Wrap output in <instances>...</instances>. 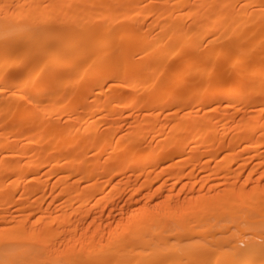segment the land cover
<instances>
[{"label":"rangeland","instance_id":"rangeland-1","mask_svg":"<svg viewBox=\"0 0 264 264\" xmlns=\"http://www.w3.org/2000/svg\"><path fill=\"white\" fill-rule=\"evenodd\" d=\"M6 1H8V6L5 4L0 5L2 6V8L0 7V15L6 14L7 18L10 15L13 16V7L17 4V0H13L15 1L14 3L10 0ZM20 1L18 0V3ZM37 1L31 0V3H28L29 5L27 4L26 6L25 4L24 6L26 7L23 6L28 13L26 12L22 21L25 20L28 24L30 22V25L32 22L34 23L33 20L40 23L39 25L36 22L37 27L36 24H32L33 28H35L34 30L38 28L37 31L32 30V25H28L31 31L27 30L28 39L35 34L34 32H39V34L37 33L33 36V42L38 41L35 39L40 40L38 41L39 46H37L38 42H36V45L31 42V45L35 47L32 52L35 53H32V57L30 56L24 67H21L23 69L26 68V72L29 69L30 71L34 69L32 70L34 71L32 74L33 80L35 78L37 80L36 76L42 74L41 77L38 76L40 82L38 80V82L36 81L32 84L34 87L35 85L38 87L34 88L37 93L38 90L39 93L41 90V95L38 94L42 97L37 98L36 102H33L32 98H28L29 95L24 93V91L12 90L9 86V88L7 87L8 90H4L2 95L0 92V161H2V164L0 163V229L19 222L16 230L7 231L10 234L15 233V236L8 234V238H6L9 240L11 237L12 241L14 239L20 241L23 235H28L29 240H25L29 244L24 242V245H37L44 257L46 253L48 256L52 250L54 255L51 253L50 256H54L62 264H83L84 261H87L85 259L89 257L90 252L92 253L91 255L96 252L94 250L97 247V249H100L97 252L103 251V248L105 251L108 249L107 247L113 250H111L112 252L109 251L108 254V251H103L102 253H106L103 256L98 254L97 258H94L95 261H91L92 263L90 264H120L121 262H124V264H217L218 260H227L230 257L229 255H232L235 250L242 251L243 256H240L233 264H264V256L262 259H254L255 261L249 263V254H247L248 246L259 245L264 247V179H262L264 177V10L262 11L263 13L260 12L263 17L260 16L261 19L258 17L260 14L257 15L258 18H255L254 21L246 20L249 15L245 16L248 10L249 12L255 10L250 11V8L254 7L255 3L256 7L258 3L262 4L264 0H258V3L257 0H250L253 5L250 2L251 4H249L250 7L248 6V8L243 5V0H239L240 4L238 0H231V3L229 2L230 0H225V2L221 0V4H219L218 0H208V3L212 1L210 4H203L201 0H182L178 4L172 3V10L169 0H166L167 2L164 0H137L136 2L143 3L137 8H134L135 6L130 3L129 6L125 7V10L120 6L122 0L120 2L119 0H114L115 2L112 0L116 7L115 5L113 6V3L111 4V0L108 3L107 0H92L94 3L89 1L90 3L88 4L85 3L86 0H74L77 2L75 4L73 0L68 3H65L64 0H45L47 3L44 1L46 4H43V6H47L43 7L40 5L41 11L36 13L35 8H38L39 5ZM62 1H64V4H61ZM163 1L164 3L166 2L167 6ZM198 2L199 5L197 4ZM195 3L198 7H196ZM226 3L232 4L230 7L234 6V9H230L229 4ZM51 4L53 6H50ZM179 4H182L184 9L188 6L187 8L190 11H182V7H179ZM205 4L206 8L204 7ZM218 4L219 6H217ZM12 5L14 6L11 7ZM80 5L86 7L83 8ZM212 5L213 7L211 8ZM3 6L5 8L10 6L8 9L13 11H6L8 9H4V11ZM28 6L30 7L28 8ZM90 6L92 7L90 8ZM192 6L194 7L192 8ZM164 7L167 8L164 9ZM221 7H225L235 13L233 12L234 14L230 15L231 17L228 16L225 19L226 21L211 23L210 20L216 14L215 11H219ZM242 7L246 8L242 10ZM103 8L106 9L103 10ZM218 8L220 9L218 10ZM240 8L241 10H239ZM91 9L94 11L91 12ZM151 9L156 12L154 17L150 15ZM156 9H159L158 12ZM161 9H164L166 14L168 12V15L163 13L166 15L165 19L163 16L158 19ZM177 9L180 10V14L183 17L181 15L177 17L179 18L177 20L174 18L175 22L182 21V23H179L184 25L183 28L185 29L183 32H186L185 36L188 35L187 32L189 31L188 36L192 40H196L195 43L197 44L194 46L182 47V44L186 45L183 41L175 42V45L173 43L170 44L171 42L166 43L170 33H177V29L173 30L175 27H166L167 20L172 19L173 16H176L173 14L179 12ZM256 9L258 8L256 7ZM169 10L177 12H174L171 17ZM236 10L242 14L239 12L237 14ZM61 11H64L63 16ZM78 11L81 13H78ZM109 11H112V13ZM123 11H126L128 15L132 13L137 18H133L132 21L131 19L128 20L130 15H126ZM207 11L212 13H209L212 15L211 17ZM3 12L6 13L4 14ZM30 14L32 19L29 18L31 17ZM37 14L45 16L44 21L52 20V25L49 24L51 23L50 21L45 23L37 18ZM247 14L250 13L247 12ZM86 15L87 17L91 15L89 16L90 18L88 17L90 20L85 18ZM125 15L126 17H124ZM239 15L244 17L240 22H237ZM57 16L59 19L62 16V19L58 23L60 26L56 27ZM53 17H56V20ZM64 17L66 20L69 18L68 21H71L64 23L67 22L64 21ZM0 18L3 21V16ZM82 21H85V23L81 24ZM198 21L206 23H199ZM197 22L198 24L196 25ZM61 23H64V25L61 26ZM71 23H76L74 27L79 26L80 30L76 32L75 29H72L73 25ZM163 24L166 27V31H161ZM100 25L101 27L104 25L106 28H110V31L108 28L109 33L104 34L108 35L107 38L99 34ZM195 25L196 27L202 26L201 29L197 27V31L200 30L198 31L199 33H204L199 34ZM134 26L136 30H134ZM204 26L206 31L202 30ZM255 27H259V29ZM146 29H148V33ZM210 29L213 30L210 31ZM215 29H217V32ZM65 30H67L68 35H65ZM132 30L135 31V34ZM85 31H92V34L84 35ZM149 32L152 33V36L156 34L153 37H156V39L153 40L158 41L157 44L160 45H158L160 47L158 48L168 52H163L164 58L161 55L159 58L154 59L150 56L151 54L145 53L142 55V51H139L142 47L143 49L149 48L148 44L150 46L153 43ZM211 32L214 34L212 38L210 37ZM142 33L144 38V35H146L145 39L148 38L149 43L146 44L147 46L144 44L147 41L141 37ZM50 34H55L53 39L49 38ZM238 35L240 36L239 40ZM102 36L107 39L110 46L107 44L100 49L93 47L95 42ZM236 36L237 38H235ZM189 37L187 38L189 39ZM215 37H217L216 40ZM47 38L49 39L47 40ZM74 38L76 39L74 43L69 47L64 46L66 39L73 41ZM12 39L13 41H11ZM12 39L7 40V44L10 45L9 42H11V46H7L5 41L1 42V58L12 53L17 44L21 43L19 42L20 40L17 41L18 39ZM43 40L44 45L42 46L40 43ZM22 42L24 41L22 40ZM228 42L232 46H228L230 44ZM3 43H5V46ZM47 43L48 45H46ZM173 45L177 49L180 47V50L174 49ZM10 47L13 51H8ZM169 47L172 48L170 49ZM238 48L242 50L241 53L238 52L239 54H237ZM74 51H78V57L75 59L73 56ZM175 51H179L180 55L169 59V54ZM121 53L125 54L124 60H122L123 56H120ZM194 53H198L197 56ZM204 53L207 54L208 58L211 56V59L209 58L208 60ZM139 54L142 56H139ZM193 54L194 56H192ZM42 55L46 57L45 59L48 62H51L48 55L60 58L65 57L72 65L56 66L54 69L51 67L52 69L49 68V70L53 72L50 73L52 76L56 75V77H52L51 74L49 75L45 72L47 77L42 79L44 76L42 71L46 69V67L42 69L43 67L40 66L43 64H41L43 58L41 60L39 58ZM218 55V58H214ZM191 56L196 57V59H190ZM95 57H97V62L92 67L90 61L92 62L91 59ZM203 58L206 59L203 60ZM38 59L41 62H38ZM138 59L141 61L138 62V65H135L134 60ZM43 62L46 64L45 60ZM183 62L189 65L187 64L188 66H186L188 69L184 67L186 71L184 70L180 78L176 74L178 65H183ZM190 62L193 63L191 64ZM239 62L240 64L237 65ZM78 63L80 64L78 65ZM33 64L38 66H33ZM145 65L146 67H143ZM239 65L240 67H238ZM21 67L17 68L22 69ZM36 67L37 69H35ZM91 67L96 71H94L96 74L92 75L94 78L87 77V75L85 77V73ZM253 68H258L260 72H263L256 78L255 76L251 77ZM147 69L152 70V72L150 70L147 72ZM141 70L143 71L142 74H140ZM193 71L194 74L192 73ZM26 72L23 74L24 76ZM113 72L116 73L114 74ZM143 73L145 74L143 75ZM50 76L53 82L50 81ZM119 76L121 79H117L120 78ZM124 76L129 80L127 81ZM132 76L134 78L136 76L139 78L140 76L139 81L135 83L132 81L135 85L130 82ZM234 76H242L239 81L235 80L236 84H234ZM113 77L117 80H113ZM259 78L261 80L263 78V81ZM7 80L6 82H8ZM100 80L105 82L102 83L101 81L102 84L98 83ZM3 81L5 82V80ZM56 81L57 84L55 83ZM51 82L53 86H51ZM127 84H129V87ZM44 85L47 86V89ZM90 87H93V90ZM235 87L236 90L224 94L214 91L220 88V90H232ZM87 89H90L91 93H86ZM4 93L5 95H3ZM132 94L136 95L135 98L137 97L134 104L130 100L131 97H134V95L131 96ZM2 96L5 97L3 98ZM19 98L20 100H18ZM207 98L211 99L207 100ZM32 105L36 107L33 108ZM30 108L32 110H29ZM50 109L52 110L50 111ZM45 113L50 114L45 115ZM14 124L16 125L14 126ZM78 125L79 127L76 128ZM71 126L74 127L73 131ZM85 126L87 128H84ZM199 127L201 132L208 131L209 142L201 143L202 135L199 133L198 136L200 138L196 139H199L201 144L196 140L197 143L195 145L192 142L190 143V140L194 130L199 129ZM30 129L34 130V132H30ZM42 131L44 134L41 133ZM30 136L33 138V142H31ZM116 138L121 142H118L120 144L118 147L115 144ZM245 141L257 142L259 147L255 149L252 145L246 144ZM54 145L57 147L55 151L51 150ZM74 145L75 147H73ZM123 145H125V148H123ZM93 146L94 148H92ZM32 147L35 148L34 155L32 154ZM18 149L21 152L17 153ZM71 149H73V153ZM93 149L95 150L93 151ZM147 150H153L152 153H156L153 154L156 155V162L142 165L140 163L141 156L150 152ZM36 153L38 155L35 158ZM31 156L33 157L32 159L35 158L36 164L29 166L26 172L21 174L20 171L25 168L24 166L31 159ZM66 156H69V158L67 159ZM74 156L81 158L76 159ZM80 159H82V162H80ZM57 160H62L60 166L64 164L66 166L54 168L53 163ZM73 161L79 162V165L73 164ZM39 162L41 164H38ZM69 162L73 165L70 166ZM134 162H136V166L139 163L137 168L134 167ZM42 164H44V167ZM94 164L97 166L94 167ZM58 179L60 181L64 180L65 184L63 187ZM11 181H14L13 183L15 184L12 185ZM26 184L27 186H25ZM9 186L12 187L10 188ZM60 186L61 188H59ZM75 191L78 193L75 194ZM94 193L96 194L94 195ZM90 202H94V204L92 203L91 206L89 205ZM57 217H59L60 221L56 219ZM139 223L140 225H138ZM136 225L139 228H135ZM133 227L138 232L140 231V234L138 233L136 237L130 235V232L132 234L134 230ZM5 230H0L2 232H0V242L3 240ZM147 230L148 232H153L154 230V232L152 235L151 233L147 235ZM115 233L116 235H114ZM153 234L155 235L153 236ZM142 239H145L144 242ZM139 246L143 248V254L140 257L141 260H135L129 250ZM165 247L169 249L165 250ZM178 248L179 250L177 251L176 249ZM225 249L228 250L225 251ZM119 254L124 255L122 258L124 261L118 257ZM151 254L155 255V259H152L153 256ZM125 255H127V258ZM151 259L152 261L150 262ZM206 259L208 263H205Z\"/></svg>","mask_w":264,"mask_h":264},{"label":"bare ground","instance_id":"bare-ground-1","mask_svg":"<svg viewBox=\"0 0 264 264\" xmlns=\"http://www.w3.org/2000/svg\"><path fill=\"white\" fill-rule=\"evenodd\" d=\"M10 1H13V0H10ZM16 1V0H15ZM15 1H13V3L15 2ZM31 1V0H30ZM29 0H21L19 3H18V0H17V4H15V6L14 5H12L11 7H13V9H14V11L12 10V9H8V8H5L4 6V8H3V10L4 9H8V10H6V11H8V12H12L13 11V13L14 14H12L13 16H11L10 15V17H7L6 18V12L4 13L5 15H0V17L1 16H3V21H1L2 19L0 18V44L2 45V43L1 42H3V41H5L6 42V44L8 43V39L10 40V39H12V38H14V40H17V41H19V42H21L20 44H17V46H16V48H14L15 50L13 51L12 50V48L10 47V49L8 48V51L9 50H11V51H13L12 53H10L9 55H5L4 56V58H1L0 57V92H1V95H2V93L4 92V90H8L7 89V87L9 86L10 87V89H12V90H17V91H19V90H21V92L22 91H24V93H26V94H28L29 96H28V98H32V100H33V102L35 101L36 102V100H37V98H40V97H42V96H40L41 94V90H40V93H39V90H38V93L40 94H38L37 93V91L34 89L35 87H37L36 85H35V87L32 85L34 82H38V76H36L37 75V73H36V77H37V80H36V78H35V80H33L34 79V77H32V74L34 73V71H32V70H34V69H32L31 71H30V69H29V71H25V69L26 68H22L21 66H23L24 67V64H25V62H27L28 60H29V58H30V56H31V54L33 53H35V52H32L34 49H35V47L33 46V45H36L37 43L36 42H38V41H40L39 39H35V40H38V41H34L33 42V36L34 35H36L37 33L39 34V32H34V31H37V29L36 30H34L35 28H33V25H35L36 24V27H37V21H35V20H33L34 21V23L32 22V30H34V31H32V32H34L35 34H33V36H29L30 38L28 39V31L30 30L31 31V29L28 27V25H30V22H29V24H28V22H26L25 20L24 21H22L25 17V15H26V12L28 13V11H25L26 9H24V7H26L27 6V4L30 2ZM36 1V0H35ZM45 0H43V1H37V4H39L38 5V8L36 7L35 8V10H36V13H40V11H41V8H39V6L40 5H42L43 6V4H46L47 3V1H45ZM51 1V0H50ZM57 1H59V0H57ZM61 1V0H60ZM65 1V3L67 2H69V1H71L72 2V0H64ZM64 1H62L61 2V4L64 2ZM74 1V0H73ZM83 1H85V0H83ZM82 1V2H83ZM88 1V2H87ZM89 1H92V0H86V2L85 3H90ZM94 1V0H93ZM92 1V3H94ZM108 1L109 0H107V3H108ZM114 1V0H113ZM134 2V0H122V2L120 3V6H121V8H123L124 10H125V7H127V6H129L130 5V3H132V5H134L135 7L134 8H137V7H139V5H141L143 2H141V4H140V2L138 1V2H136L137 0H135V2ZM164 1H166V0H164ZM164 1H163V3H164ZM182 0H169V2H171L170 4H171V10H172V3H176V4H178V3H180ZM197 1V0H196ZM201 1H203V4L204 3H208V0H201ZM200 1V3H202ZM216 1V0H215ZM219 1V4H221V0H218ZM252 1V0H251ZM250 0H243L242 2H243V5L244 6H246L247 8H248V6L250 7V5L249 4H251L252 3V5H253V2H251ZM256 1V0H255ZM261 1H263V0H261ZM260 1V2H261ZM75 2L76 1H74V4H75ZM79 2H81V1H79ZM99 2V1H98ZM110 2V1H109ZM115 2V1H114ZM114 2H112V0H111V4L113 3V6L115 5L114 4ZM119 2H120V0H119ZM147 2V1H146ZM150 2V1H149ZM162 2V1H161ZM167 2V1H166ZM165 2V3H166ZM212 2V1H211ZM211 2H209L208 4H210ZM224 2H225V0H224ZM230 3H231V0L229 1ZM240 1L238 0V3H239ZM251 2V3H250ZM259 1L257 0V3H258ZM13 3H11V4H13ZM31 3V2H30ZM35 3V2H34ZM34 3H32V4H34ZM54 3V2H53ZM52 3V4H53ZM56 3V2H55ZM77 3V2H76ZM84 3V2H83ZM84 3V4H85ZM105 3V2H104ZM106 3V4H107ZM164 3V4H165ZM191 3V2H190ZM194 3V2H193ZM192 3V4H193ZM217 3V2H216ZM3 4H5V5H7L8 4V1H6V0H1L0 1V5H3ZM26 4V6H24ZM31 4V6H33ZM50 5V6H53V5ZM60 4V3H59ZM64 4V3H63ZM81 4V3H80ZM86 4V5H87ZM96 4V3H95ZM117 4V3H116ZM119 4V3H118ZM128 4V5H127ZM168 4V3H167ZM176 4H174V5H176ZM198 5H199V2L197 3ZM206 4L204 5V7L206 8ZM213 4V3H212ZM219 4L217 5V6H219ZM226 4H229V3H226ZM240 4V3H239ZM256 4V3H255ZM255 4H254V7H255ZM259 4L260 3H258V6H259ZM29 5V4H28ZM35 5V4H34ZM67 5V4H66ZM72 5H73V3H72ZM72 5H70V6H72ZM79 5V4H78ZM99 5V4H98ZM97 5V6H98ZM131 5V6H132ZM166 5V4H165ZM180 6L179 7H182L181 8V10L182 11H185V12H188V11H190V10H188V6L187 7H185V9L183 8L184 6L182 5V4H179ZM195 5H196V3H195ZM198 5H196V7H198ZM216 5V4H215ZM230 5H232V4H229V8L231 9V8H233V7H230ZM238 5V4H237ZM251 5V6H252ZM8 6V5H7ZM24 6V7H23ZM45 6H47V5H45ZM45 6H43V7H45ZM60 6V5H59ZM64 6V5H63ZM80 6H82L83 7V5H80ZM88 6V5H87ZM100 6H102V5H100ZM104 6H106L105 4H104ZM167 6V5H166ZM169 6V5H168ZM216 6V7H217ZM222 6H224V5H222ZM258 6H256L258 9H256V7L254 8L253 6V8L251 7L250 8V11L251 10H253V9H255V10H253V11H251V12H249V10L247 11L248 13H250V14H247V12H246V15L245 16H247V15H249V17H248V19L246 18V20H250V21H254L255 20V18H260L261 19V17H262V15L260 14V12L261 13H263L262 11L264 10V1H263V3L262 4H260V6L258 7ZM1 8H2V6H0ZM30 6H28V8H29ZM43 7H42V9H43ZM78 7V6H77ZM84 7H86V6H84ZM83 7V8H84ZM92 6H90V8H91ZM93 7H96V6H93ZM115 7H116V5H115ZM163 7V6H162ZM177 7V6H176ZM175 7V8H176ZM194 6H192V8H193ZM213 7V5L211 6V8ZM239 7V6H238ZM246 7H244V8H246ZM49 8H52V7H49ZM48 8V10L50 11V9ZM61 8V7H60ZM72 8H74V7H72ZM97 8V7H96ZM118 8V7H117ZM165 8H167V7H164V9ZM202 8H203V5H202ZM204 8V9H205ZM210 8V9H211ZM236 8V7H235ZM244 8L242 7V10H244ZM79 9V8H78ZM82 9V8H81ZM94 9V8H93ZM101 9V8H100ZM106 9V8H105ZM104 8H103V10H105ZM112 9V8H111ZM142 9V8H141ZM160 10V15H159V17H158V19L160 18V16H163V18L165 19L166 18V15H168V12H167V14L166 13H164L165 12V10ZM178 9H180V8H178ZM177 9V10H178ZM184 9V10H183ZM195 9V8H194ZM203 9V10H204ZM217 9V8H216ZM220 8H218V10H219ZM234 9V8H233ZM2 10V9H1ZM2 10V11H3ZM10 10V11H9ZM31 10H33V9H31ZM46 10V9H45ZM52 10V9H51ZM63 10V9H62ZM86 10V9H85ZM108 10H110V8H108ZM114 11H115V9H113ZM122 10V9H121ZM158 10L159 9H156V11L158 12ZM171 10H169L170 11V15H171V17H172V14L174 13V12H177V11H175V10H173L174 12H171ZM188 10V11H187ZM198 10V9H197ZM206 10V9H205ZM211 10H213V9H211ZM215 10V9H214ZM239 10H241V8L239 9ZM1 11V12H2ZM5 11V10H4ZM34 11V10H33ZM44 11V10H43ZM53 11V10H52ZM76 11V10H75ZM82 11V10H81ZM94 11V10H93ZM92 11V9H91V12H93ZM95 11H97V9H95ZM99 11V10H98ZM113 11V12H114ZM119 11V10H118ZM117 11V12H118ZM136 11H138V10H136ZM179 12L177 13V14H173V15H176V16H173L172 17V19L170 18V20H167L168 21V23L166 24V27H171V28H173V27H175V28H173V30L175 29H177V33L176 34H173V33H170L169 35V37L167 38V41H166V43H170V44H174L175 45V42H179V41H183V42H185L186 43V45H184V44H182L181 46L182 47H189V46H194L195 44H197V43H195V41L194 40H192V38L191 37H189L188 35H189V31L187 32L188 33V35L187 36H185V33L186 32H183L184 31V29L185 28H183L184 27V25H182V24H180V23H182V21H176L175 22V19L174 18H176V20L177 19H179V18H177V17H180L182 14H180V10H178ZM181 11V12H182ZM199 11V10H198ZM245 11H246V9H245ZM245 11H244V13H245ZM46 12V11H45ZM51 12V11H50ZM61 12H63V14H62V16L64 15V11H61ZM103 12V11H102ZM109 12H111L112 13V11H109ZM108 12V13H109ZM121 12V11H120ZM123 12H125L126 13V15H128V13L126 12V11H123ZM153 12V13H152ZM202 12V11H201ZM234 12V11H233ZM231 10H229V9H227V8H225V7H221V9L219 10V11H215V15H213V17L211 18V20H210V22L211 23H214V22H216V21H222V20H225L228 16H230V15H233L234 13H233ZM236 12H237V14H238V12L239 13H241L240 11H238V10H236ZM78 13H81V12H79L78 11ZM98 13V12H97ZM105 13H107V12H105ZM125 13H123V14H125ZM140 13V12H139ZM143 13V12H142ZM141 13V15H143V14H145V13H143L142 14ZM154 13H156V12H154V11H152V9H151V14L150 15H152L153 17H154ZM166 14V15H164V14ZM184 15H185V13L184 12H182ZM196 13V12H195ZM194 13V14H195ZM198 13V12H197ZM207 13L209 14V13H211V12H208L207 11ZM207 13H206V15H207ZM2 14V13H1ZM8 14V13H7ZM53 14H54V12H53ZM89 14H90V12H89ZM100 14V13H99ZM137 14V13H136ZM190 14V13H189ZM212 14V13H211ZM211 14H209L210 15V17L212 16ZM214 14V13H213ZM242 14V13H241ZM240 14V15H241ZM258 14H260L258 17H257V15ZM29 15V14H28ZM32 15H33V13H32ZM36 15V14H35ZM38 15V17L37 16H35V17H37V18H39V19H41L42 21H44V17L45 16H42V15H40V14H37ZM40 15V16H39ZM47 15V14H46ZM67 15V14H66ZM73 15V14H72ZM71 15V16H72ZM94 15V14H93ZM92 15V16H93ZM105 15V14H104ZM108 15V14H107ZM106 15V16H107ZM126 15L124 16V17H126ZM130 15V16H129ZM129 19L128 20H130L131 19V21L133 20V18L134 19H136L137 17H136V15H132V13H129ZM157 15V14H156ZM193 15V14H192ZM200 15H202V14H200ZM208 15V16H209ZM239 15V18H238V20H237V22H240L241 20H242V18L244 17V16H240ZM263 15H264V13H263ZM30 16H31V14H30ZM56 16V15H55ZM62 16H61V18L59 19L58 18V16H57V20H58V22H57V24H55L56 25V27L57 26H60V24L58 25V23H60L59 22V20H61L62 19ZM84 16V15H83ZM82 16V17H83ZM89 16H91V15H88V17ZM109 16V15H108ZM140 16V15H139ZM204 16H205V14H204ZM261 16V17H260ZM22 17V19H20L19 20V18H21ZM24 17V18H23ZM29 17V16H28ZM27 17V18H28ZM87 17V15L85 16V18H87V19H89ZM105 17V16H104ZM123 17V16H122ZM169 17V16H168ZM182 17H183V15H182ZM189 17V19H190V15L188 16ZM188 17H187V19H188ZM201 17V16H200ZM203 17V16H202ZM231 17V16H230ZM233 17V16H232ZM30 19H32V16L31 17H29ZM37 18H36V20H37ZM49 18V17H48ZM55 18V19H54ZM67 18V17H66ZM73 18V17H72ZM85 18H84V20H85ZM94 18V17H93ZM128 18V17H127ZM156 18H157V16H156ZM163 18H162V20H163ZM184 18H186L185 16H184ZM184 18H182V19H184ZM194 18V17H193ZM206 18V17H205ZM263 18V17H262ZM38 19V20H39ZM51 19V18H50ZM53 19L54 20H56V17H53ZM83 19V18H82ZM103 19V18H102ZM109 19H110V17H109ZM186 19V20H187ZM192 19V18H191ZM207 19V18H206ZM28 20V19H27ZM46 20V19H45ZM68 20H69V18H68ZM68 20H66L65 19V17H64V21H67V22H64V23H68V22H70V21H68ZM90 20V19H89ZM88 20V21H89ZM141 20V19H140ZM156 20V19H155ZM161 20V19H160ZM159 20V21H160ZM180 20H181V18H180ZM197 20V19H196ZM199 20V19H198ZM257 20V19H256ZM264 20V19H263ZM30 21H32V20H30ZM47 21V22H46ZM46 21H44L45 23H48V21H50L51 23H49V24H51L52 25V20H46ZM73 21H74V19H73ZM131 21H129L130 23H131ZM157 21V20H156ZM190 21V20H189ZM203 21V20H202ZM202 21H200V22H202ZM226 21V20H225ZM37 22V23H36ZM41 22V21H40ZM56 22V21H55ZM63 22V21H62ZM103 22V21H102ZM134 22V21H133ZM163 22V21H162ZM162 22H160V23H162ZM165 22V21H164ZM199 22V21H198ZM198 22L196 23V25L198 24ZM199 22V23H200ZM244 22V21H243ZM259 22H260V20H259ZM261 22H263V21H261ZM64 23H61V26H63L64 25ZM83 23H85V21H82V23L81 24H83ZM186 23V22H185ZM202 23H204V22H202ZM206 23V22H205ZM204 23V24H205ZM231 23V22H230ZM245 23H246V21H245ZM257 23V22H256ZM39 25H40V23H38ZM73 26V28L72 29H75L76 30V32H78V30H80V27L78 26V27H74L75 26V24L76 23H71ZM78 24V23H77ZM128 24V23H127ZM132 24V23H131ZM165 24V23H164ZM163 24V26L161 27V31L162 30H165V25ZM30 25V26H31ZM38 25V26H39ZM43 25V24H42ZM80 25V24H79ZM132 25H134V24H132ZM161 25V24H160ZM159 25V26H160ZM196 25H195V27H196ZM200 25V24H199ZM209 25V24H208ZM224 25V24H223ZM254 25V24H253ZM264 25V24H263ZM44 26H46V24H44ZM49 26V25H48ZM48 26H47V28H48ZM104 25H102V27H101V25H100V27H101V30H99L100 32H99V34L100 35H104V34H106V33H109L108 32V28L109 27H103ZM185 26H186V24H185ZM207 26V25H206ZM210 26V25H209ZM212 26V25H211ZM250 26V25H249ZM28 27V28H27ZM43 27V26H42ZM51 27V26H50ZM66 27V26H65ZM123 27V26H122ZM192 27V26H191ZM197 27H199V26H197ZM197 27H196V31H197ZM202 27V26H201ZM201 27H199L200 29H201ZM208 27V26H207ZM206 27V28H207ZM251 27V26H250ZM253 27V26H252ZM41 28V27H40ZM120 28V27H119ZM134 28H135V26H134ZM144 28V27H143ZM155 28H156V26H155ZM255 28H257V29H259V27H255ZM29 29V30H28ZM44 29V28H43ZM43 29H41V30H43ZM51 29V28H50ZM63 29V28H62ZM98 29H100V28H98ZM139 29V28H138ZM157 29H158V27H157ZM188 29V28H187ZM186 29V30H187ZM193 29H194V27H193ZM205 30V26H204V28H202V30ZM219 29V28H218ZM253 29V28H252ZM256 29V30H257ZM28 30V31H27ZM59 30V29H58ZM75 30H73V31H75ZM95 30H97V29H95ZM134 30H136V28L134 29ZM134 30H132L133 31V33L135 32ZM172 30V31H173ZM189 30V29H188ZM201 30V31H202ZM203 30V31H204ZM213 29H210V31H212ZM216 30V32H217V29H215ZM250 30V29H249ZM40 31V30H39ZM82 31V30H81ZM109 31H110V28H109ZM121 31V30H120ZM146 31H147V33H148V29H146ZM158 31V30H157ZM166 31V30H165ZM190 31H193V30H190ZM198 31H200V30H198ZM197 31V32H198ZM202 31V32H203ZM206 31V30H205ZM60 32V31H59ZM80 32V31H79ZM143 32V31H142ZM150 32H152V31H150ZM149 32V33H150ZM173 32H175V31H173ZM254 32V31H253ZM264 32V31H263ZM30 33V32H29ZM61 33V32H60ZM64 33H65V35H68V33H67V30H65L64 31ZM67 33V34H66ZM144 34H146L145 32H143ZM143 33L141 34V37L142 38H144L143 37ZM156 33H158V32H156ZM165 33V32H164ZM199 33V32H198ZM204 33V32H203ZM203 33H199V34H203ZM212 33V32H211ZM215 33V32H214ZM226 33V32H225ZM63 34V33H62ZM84 35H86V34H92V31L90 32V31H85L84 33H83ZM135 34V33H134ZM136 34H137V32H136ZM152 33H150V38L152 39V41H153V43L152 42H150V43H152L150 46H149V44H148V47L149 48H146V49H143V47H142V49L141 50H139L140 52H141V54L143 55V54H145V53H149V55L152 57V58H154V59H156V58H159L162 54H164V53H166V52H164L162 49H159L160 47V45L159 44H157V42L158 41H154L153 39H156V37L155 38H153L154 36H156V34L155 35H151ZM159 34V33H158ZM167 34V33H166ZM199 34H195V35H199ZM213 34V33H212ZM211 34V38L214 36V34L212 35ZM31 35V34H30ZM49 35V34H48ZM59 35V34H58ZM80 35V34H79ZM191 35V34H190ZM194 35V36H195ZM209 35V34H208ZM217 35V34H216ZM218 35H219V33H218ZM41 36H42V34H41ZM54 36H55V34L54 35H51L50 34V37L49 38H51V39H53L54 38ZM70 36V35H69ZM106 38L108 37V35H104ZM104 36H102L101 38H97L98 39V41L97 42H95V45L93 46V47H98V49H100V48H103V47H105L107 44H108V42H107V39H105L104 38ZM145 36V38H146V35H144ZM149 36H147V37H149ZM235 36V35H234ZM239 36V35H238ZM47 37V36H46ZM80 37V36H79ZM187 37H189V39L187 38ZM198 37H200V36H198ZM207 37V36H206ZM210 37H209V39H210ZM220 37V36H219ZM25 38V39H24ZM40 38H42V37H40ZM44 38V37H43ZM42 38V39H43ZM49 38H47V40L49 39ZM66 38H68V37H66ZM121 38V37H120ZM144 38V40H146L147 42L146 43H144L145 45L147 44V43H149L148 42V38L147 39H145ZM216 38L217 37H215V40H216ZM235 38H237V36L235 37ZM245 38V37H244ZM243 38V39H244ZM81 39V38H80ZM191 39V40H190ZM225 39V38H224ZM240 39V36L238 37V40ZM22 40L24 41V42H22ZM32 40V41H31ZM67 41H66V43L64 44V46L65 47H69L72 43H74V41L76 40L75 38H74V40L73 41H71V40H69V39H66ZM164 40V39H163ZM163 40H162V43H163ZM166 40V39H165ZM235 40H237V39H235ZM234 40V41H235ZM11 41H13V39L11 40ZM65 41V40H64ZM151 41V40H150ZM203 41V40H202ZM211 41V40H210ZM210 41H209V43H210ZM31 42H33V45H31L32 43ZM236 42V41H235ZM234 42V43H235ZM10 43V45L9 44H7V46L9 45V46H11L12 44H11V42H9ZM181 43V42H180ZM209 43H207V44H209ZM220 43V42H219ZM228 43H230V42H228ZM236 43H238V42H236ZM42 46L44 45V40L43 41H41V43H40ZM94 44V43H93ZM245 44H247V43H245ZM3 45L5 46V43H3ZM46 45H48V43L46 44ZM56 45V44H55ZM109 45V44H108ZM159 45V46H158ZM174 45H173V47H174ZM231 45V43L230 44H228V46H230ZM236 45V44H235ZM249 45V44H248ZM33 46V47H32ZM37 46H39V42H38V44H37ZM54 46V45H53ZM110 46V45H109ZM143 46V45H142ZM147 46V45H146ZM146 46H144V47H146ZM178 46H179V44H178ZM201 46V45H200ZM225 46V45H224ZM232 46V45H231ZM238 46V45H237ZM159 47V48H158ZM181 47V48H182ZM235 47V46H234ZM239 47H240V45H239ZM242 47V46H241ZM34 48V49H33ZM39 48V47H38ZM170 48V47H169ZM172 48V47H171ZM170 48V49H171ZM176 47H174V49H175ZM180 48V47H179ZM177 49L176 48V50H180V49ZM192 48V47H191ZM199 48V47H198ZM230 48V47H229ZM33 49V50H32ZM98 49H97V51H98ZM195 49V48H194ZM232 49H234V48H232ZM235 49H237V47H235ZM239 49V48H238ZM246 49V48H245ZM48 50V49H47ZM124 50V49H123ZM166 50V49H165ZM200 50V49H199ZM240 50V51H239ZM238 51L237 50H235V51H237V54H239L238 52H240L241 53V49H239ZM52 51V50H51ZM57 51V50H56ZM147 51V52H146ZM169 51V50H168ZM172 51V50H171ZM206 51V50H205ZM234 51V50H233ZM46 52V51H45ZM133 52V51H132ZM164 52V53H163ZM220 52H221V50H220ZM97 53V52H96ZM138 53V52H137ZM168 53V52H167ZM234 53V52H233ZM1 54V53H0ZM32 54V55H33ZM99 54V53H98ZM141 54H139V56L141 55ZM195 54V53H194ZM194 54L192 55V56H194ZM197 54L198 53H196L195 54V56H197ZM205 54V57H207V54L206 53H204ZM211 54V53H210ZM93 55H95V54H93ZM92 55V56H93ZM100 55V54H99ZM124 55L125 54H122L121 53V55L120 56H123L122 57V60H124ZM141 55V56H142ZM178 55H180L179 54V51L177 52V51H175V52H173V53H171V54H169V56H168V58L169 59H173V58H175V57H177ZM242 55V54H241ZM49 57H50V59H51V62H48V61H46V57L45 56H41V57H39L40 58V60H41V58H43L41 61L39 60L38 62H41V64L43 63V64H45L43 61L45 60V62H46V64H45V66H43V64L42 65H40V66H42L43 68L42 69H45V67H46V69L48 70H43L42 71V73L44 72V76L42 77V79L44 78V79H46L45 77H47V76H45V72L46 73H48L49 75L53 72V71H50L49 70V68H56V66H60V67H63V66H69L71 63L69 62V61H67V59L65 58H60V57H58V56H53V55H48ZM73 56H74V59L75 58H77L78 57V51H74V54H73ZM98 56V55H97ZM133 56V55H132ZM163 56V55H162ZM190 57V59H192V60H195L196 59V57L194 58V57ZM221 56V55H220ZM32 57V56H31ZM86 57V56H85ZM84 57V58H85ZM88 57V56H87ZM100 57V56H99ZM203 57H204V55H203ZM219 57V55L218 56H215L214 58H218ZM16 58V59H15ZM97 57H95V58H93V59H91L92 60V62L90 61V63H92L91 64V66L94 64V63H96L97 61V59H96ZM111 58V57H110ZM120 59H121V57H119ZM127 58V57H126ZM151 58V59H152ZM163 58H164V56H163ZM194 58V59H193ZM208 58V57H207ZM210 59H211V56L209 57ZM209 58H208V60H209ZM86 59V58H85ZM89 59H90V56H89ZM141 59V58H140ZM140 59H138V60H134V64L135 65H138L139 63V61H141ZM189 59V58H188ZM204 59H206V58H203V60ZM246 59V58H245ZM36 60V59H35ZM87 60V59H86ZM98 60H99V58H98ZM126 60V59H125ZM191 60V61H192ZM229 60V59H228ZM236 60V59H235ZM37 61V60H36ZM35 61V62H36ZM106 61V60H105ZM121 61V60H120ZM143 61V60H142ZM30 62H32V61H30ZM82 62V61H81ZM148 62V61H147ZM146 62V63H147ZM229 62H230V60H229ZM235 62H237V61H235ZM33 63V62H32ZM31 63V64H32ZM86 63V62H85ZM112 63V62H111ZM118 63V62H117ZM122 63V62H121ZM154 63V62H153ZM157 63V62H156ZM184 64L183 65H178V70H177V74H176V76L178 75V76H180V78L182 77V73L184 72V70H185V68H187L186 66H188L185 62H183ZM191 63V62H190ZM193 63V62H192ZM191 63V64H192ZM204 63H206V61H204ZM30 64V63H29ZM77 64V63H76ZM80 63H78V65H79ZM141 64V63H140ZM181 64V63H180ZM190 64V65H191ZM238 64H240V62L239 63H237V65ZM72 65V64H71ZM114 65V64H113ZM144 65V64H143ZM33 66H38V65H35V64H33ZM32 66V67H33ZM74 66H75V64H74ZM96 66V65H95ZM115 66V65H114ZM113 66V67H114ZM16 69H15V68ZM17 67H21L22 69H20V68H17ZM77 67V66H76ZM87 67V66H86ZM93 67V66H92ZM90 68L89 69V71H87V73H85V77H86V75H87V77H93L92 75H94V74H96L95 72V70H93L94 68ZM98 67V66H97ZM143 67H146V65L145 66H143ZM185 67V68H184ZM190 67V66H189ZM206 67H207V65H206ZM238 67H240V65L238 66ZM51 68V69H52ZM158 68V67H157ZM201 68H203V67H201ZM256 68V67H255ZM35 69H37V67L35 68ZM79 69H81V68H79ZM116 69V68H115ZM140 69H143V68H140ZM146 69V68H145ZM188 69V68H187ZM207 69V68H206ZM148 70H150V69H147L146 71L148 72ZM156 70V69H155ZM262 70V69H261ZM26 72V75L24 76L23 74H25V72ZM65 71V70H64ZM95 71V72H94ZM116 71V70H115ZM151 72H152V70H150ZM186 71V70H185ZM51 72V73H50ZM66 72H67V70H66ZM106 72V71H105ZM117 72H119V71H117ZM141 73L140 74H142V70L140 71ZM206 72V71H205ZM205 72H203V73H205ZM252 74L250 75L251 77H254L255 76V78L259 75L260 76V74L263 72V71H261L260 72V69L258 70V68L257 69H252ZM61 73V72H60ZM82 73V72H81ZM84 73V72H83ZM114 73V72H113ZM116 73V72H115ZM114 73V74H115ZM193 74H194V71L192 72ZM201 73V72H200ZM250 73V72H249ZM8 74H9V78H8ZM56 74V73H55ZM54 74V75H55ZM99 74V73H98ZM134 74V73H133ZM138 74H139V72H138ZM145 73H143V75H144ZM146 74H148V73H146ZM155 74V73H154ZM198 74V73H197ZM6 75H7V78H6ZM62 75H63V73H62ZM80 75V74H79ZM104 75H106L105 73H104ZM112 75V74H111ZM121 75V74H120ZM127 75H128V73H127ZM130 75V74H129ZM135 75H137V74H135ZM150 75V74H149ZM152 75H153V73L151 74V78H152ZM248 75V74H247ZM24 76V77H23ZM42 76V74L39 76V77H41ZM51 76H52V74H51ZM50 76V78H51V80L50 81H52V77H56V75L55 76H52L51 77ZM58 77H59V75H57ZM61 76V75H60ZM77 76V75H76ZM83 76V77H84ZM97 76V75H96ZM103 76V75H102ZM117 76V75H116ZM116 76H114V77H116ZM122 76V75H121ZM202 76V75H201ZM6 78V79H4V78ZM23 77V78H22ZM26 77V78H25ZM63 77V76H62ZM65 77V76H64ZM82 77V76H81ZM113 77V78H114ZM120 77V76H119ZM125 77V76H124ZM131 77V76H130ZM137 78H138V76H136ZM135 77V78H136ZM142 77V76H141ZM146 77V76H145ZM149 77V76H148ZM147 77V78H148ZM235 77V76H234ZM242 77V76H241ZM241 77L240 76H236L233 80L235 81H239L240 79H241ZM79 78H80V76H79ZM94 78V77H93ZM126 78V77H125ZM129 78V77H128ZM134 77L132 76V80L130 81V82H137V81H139L140 80V76H139V78L137 79H133ZM194 78V77H193ZM247 78V77H246ZM254 78V79H255ZM7 79H9V80H7ZM56 79V78H55ZM59 79V78H58ZM62 79H64V78H62ZM104 79V78H103ZM111 79H112V77H111ZM117 79H121V77L120 78H117ZM116 78H114L113 80H117ZM142 79V78H141ZM143 79H145V78H143ZM198 79H199V77H198ZM260 79V78H259ZM259 79H258V81H259ZM3 80H5V82L3 81ZM6 80L8 81V82H10V83H8V82H6ZM104 80H106V79H104ZM108 80V79H107ZM124 80V79H123ZM126 80H127V78H126ZM129 80V79H128ZM127 80V81H128ZM253 80V79H252ZM261 80V79H260ZM55 81V80H54ZM66 81V80H65ZM101 81H102V83H104L103 82V80H100V82H98V83H101ZM147 81H148V83H149V80L147 79ZM150 81H151V79H150ZM236 81L234 82V84H236ZM254 81H256V80H254ZM261 81H263V78H262V80ZM39 82H40V80H39ZM53 82V81H52ZM52 82H51V86H53V84H52ZM59 82V81H58ZM126 82V81H125ZM132 82V83H133ZM145 82V81H144ZM264 82V81H263ZM56 84H57V81L55 82ZM67 83V82H66ZM94 83V82H93ZM97 83V84H98ZM101 83V84H102ZM127 83H129V82H127ZM133 83V85H135ZM246 83V82H245ZM259 83H260V81H259ZM258 83V84H259ZM39 84V83H38ZM62 84V83H61ZM130 84V83H129ZM129 84H127V86L129 85ZM261 84V83H260ZM259 84V85H260ZM40 86H42L41 84H39ZM49 85V84H48ZM96 85V84H95ZM94 85V86H95ZM100 85V84H99ZM132 85V86H133ZM50 86V85H49ZM49 86H48V88H49ZM55 86V85H54ZM91 86H93V85H91ZM103 86V85H102ZM235 86V85H234ZM258 86V85H257ZM8 87V88H9ZM44 87H46V89H47V86L46 85H44ZM58 87V86H57ZM96 87V86H95ZM99 87V86H98ZM129 87V86H128ZM258 87H260V86H258ZM38 88V87H37ZM51 88V87H50ZM56 88V87H55ZM87 88V87H86ZM97 88V87H96ZM134 88V87H133ZM43 89V88H42ZM45 89V90H46ZM57 89V88H56ZM90 89L91 90H93V87H90ZM90 89H87V91H86V93L87 92H90L91 93V91H89ZM101 89V88H100ZM221 89V88H220ZM220 89H215L214 91L215 92H217V93H222V94H224V93H229V92H232L233 90H236V87L234 88V89H232V90H220ZM11 90V91H12ZM53 90V89H52ZM52 90H51V92H52ZM58 90V89H57ZM99 90V89H98ZM201 90V89H200ZM255 90V89H254ZM10 91V90H9ZM26 91V92H25ZM49 91V90H48ZM138 91V90H137ZM198 91V90H197ZM247 91V90H246ZM8 92V91H7ZM46 92H47V90H46ZM50 92V91H49ZM61 92V91H60ZM100 92V91H99ZM6 93V92H5ZM5 93L3 94V95H5ZM93 93V92H92ZM135 93H136V91H135ZM245 93V92H244ZM25 94V95H26ZM46 94V93H45ZM49 94V93H48ZM55 95V94H54ZM134 94H132L131 96H133ZM17 97H19L18 95H16ZM16 96H14V97H16ZM44 96H46V95H44ZM47 96H49V95H47ZM50 96H51V94H50ZM49 96V97H50ZM135 96L136 95H134V97L132 98L131 97V101H133L132 103L134 104V102L136 101V99H137V97L135 98ZM1 97V96H0ZM3 98L5 97V96H2ZM21 97H23L22 95H21ZM52 97V96H51ZM22 99V98H21ZM50 99V98H49ZM48 99V100H49ZM211 98H207V100H210ZM5 100V99H4ZM10 100V99H9ZM18 100H20V98L18 99ZM23 100H24V98H23ZM15 101V100H14ZM17 102V101H16ZM38 103V102H37ZM18 104H20V102H18ZM21 104H22V102H21ZM100 105V104H99ZM10 106V105H9ZM33 106V108H35L36 106L35 105H32ZM38 106V105H37ZM40 106V105H39ZM99 107V106H98ZM98 107H97V109H98ZM32 108V107H31ZM29 109V110H32V109ZM47 109V108H46ZM77 109V108H76ZM86 109V108H85ZM95 109V108H94ZM48 110H49V108H48ZM52 109H50V111H51ZM80 110H82L81 108H80ZM93 110V109H92ZM102 110H104V109H102ZM75 111H77V110H75ZM75 111H73L74 113H75ZM88 111V110H87ZM98 111V110H97ZM11 112V111H10ZM49 112V111H48ZM44 113V112H43ZM71 113V112H70ZM48 114H50V113H45V115H48ZM87 115H88V113H86ZM86 115V116H87ZM6 118V117H5ZM86 118V117H85ZM84 118V119H85ZM91 118V117H90ZM4 119V118H3ZM83 119V120H84ZM10 121H11V119H10ZM36 121V120H35ZM34 121V122H35ZM33 122V121H32ZM3 123V122H2ZM8 123V122H7ZM81 123H82V121H81ZM85 123H87V122H85ZM257 123V122H256ZM78 124V123H77ZM87 124H89V123H87ZM94 124V123H93ZM12 125V124H11ZM16 124H14V126H15ZM35 125V124H34ZM86 125V124H85ZM7 126V125H6ZM9 126H10V124H9ZM32 127V126H31ZM77 127H79V125L78 126H76V128ZM1 128V127H0ZM28 128V127H27ZM50 128V127H49ZM71 128H72V131H73V126H71ZM84 128H87V126H85ZM202 128V127H201ZM3 129V128H2ZM6 129V128H5ZM24 129V128H23ZM32 129H33V127H32ZM32 129H30L31 131L30 132H34V130H32ZM55 129V128H54ZM209 129V128H208ZM14 130V129H13ZM75 130V129H74ZM204 130V129H203ZM223 130H224V128H223ZM222 130V131H223ZM47 131V130H46ZM71 131V130H70ZM71 131V132H72ZM87 131V130H86ZM130 131V130H129ZM4 132V131H3ZM41 133H43L44 134V132L42 131ZM40 133V134H41ZM47 133H49V132H47ZM199 133L202 135V141H201V143H205L206 141L207 142H209L208 141V139H209V136H208V131L207 130H205V131H202L201 132V129H200V127H199V129L197 128V129H195L194 130V133L192 134V138H191V140H190V143L192 142V144H195L196 145V143H197V141H198V143L200 142V140L199 139H196V138H198L199 136ZM27 134H29L28 132H27ZM68 135H69V133H68ZM90 135V134H89ZM210 135V134H209ZM33 136V135H32ZM85 136V135H84ZM105 136V135H104ZM135 136V135H134ZM132 137V136H131ZM37 138V137H36ZM129 138V137H128ZM136 138H138V137H136ZM200 138V137H199ZM83 139V138H82ZM130 139V138H129ZM132 139H134L133 137H132ZM30 140H31V142H33V138L30 136ZM36 140V139H35ZM34 140V141H35ZM38 140V139H37ZM78 140V139H77ZM83 140H85V139H83ZM115 140V139H114ZM136 140V139H135ZM135 140H134V142H135ZM197 140V141H196ZM28 141V140H27ZM40 142H41V140H40ZM73 142V141H72ZM118 142H119V139H117L116 138V140H115V144H117V147H118V145H120V144H118ZM122 142H123V140H122ZM140 142V141H139ZM246 142V141H245ZM81 143V142H80ZM93 143V142H92ZM99 143V142H98ZM119 143H121V142H119ZM181 143V142H180ZM201 143H199V144H201ZM36 144V143H35ZM70 144H71V142H70ZM139 144V143H138ZM171 144V143H170ZM246 144H249V145H252V147L253 148H258L259 146H258V143L257 142H249V141H247L246 142ZM37 145V144H36ZM77 145V144H76ZM81 145H82V143H81ZM92 145V144H91ZM95 145V144H94ZM122 145V144H121ZM178 145V144H177ZM112 146V145H111ZM141 146V145H140ZM147 146V145H146ZM17 147V146H16ZM62 147V146H61ZM63 147H64V145H63ZM62 147V148H63ZM73 147H75V145L73 146ZM77 147V146H76ZM79 147V146H78ZM7 148V147H6ZM33 148V147H32ZM53 149H51V150H56V146L54 145V147H52ZM83 148V147H82ZM92 148H94V146L92 147ZM108 148V147H107ZM123 148H125V145H123ZM16 149V148H15ZM21 149V148H20ZM23 149V148H22ZM66 149V148H65ZM78 149V148H77ZM81 149V148H80ZM90 149V148H89ZM104 149V148H103ZM146 149V148H145ZM14 150V149H13ZM33 150V152H32V154L33 153H35V148H33L32 149ZM40 150H41V148H40ZM62 150V149H61ZM73 149H71V151H72ZM74 150H76L75 148H74ZM79 150V149H78ZM95 149H93V151H94ZM109 150V149H108ZM18 151V152H17ZM17 151H15V152H17V153H19V152H21V150H17ZM23 151V150H22ZM84 151V150H83ZM122 151V150H121ZM147 151H150V152H147L146 153V151H145V155L144 156H138L139 158H141V161H140V163L142 164V165H148V164H151V163H153L154 161L156 162V155H153V154H156V153H152V151L151 150H147ZM87 152V151H86ZM128 152V151H127ZM23 153H25V152H23ZM26 153H27V151H26ZM68 153H69V151H68ZM71 153V152H70ZM72 153H73V151H72ZM16 154V153H15ZM27 154H29V153H27ZM57 154H59V153H57ZM86 154V153H85ZM139 154V153H138ZM137 154V155H138ZM24 155V154H23ZM26 155V154H25ZM34 155V154H33ZM36 155H38L37 153L35 154V158L37 157ZM63 155V154H62ZM64 155H66V154H64ZM70 155V154H69ZM78 155H79V153H78ZM83 156H85L84 154H82ZM133 155V154H132ZM140 155V154H139ZM30 156V155H29ZM60 156V155H59ZM58 156V157H59ZM18 157H20V156H18ZM75 157V156H74ZM78 156H76L75 158L76 159H79V158H81V157H78ZM132 157V156H131ZM17 158V157H16ZM33 157L31 156V159L30 160H28L27 161V163H26V165L24 166L25 168L24 169H22V171H20L21 172V174H24L25 172H26V170H27V168H29V166H31V165H34V164H36L35 163V158L34 159H32ZM40 158V157H39ZM57 158V157H56ZM66 158L68 159L69 158V156L67 157L66 156ZM126 158V157H125ZM139 158H135V159H139ZM76 159H75V161H76ZM5 160V159H4ZM3 160V161H4ZM26 160V159H25ZM72 160V159H71ZM74 160V159H73ZM81 161L80 162H82V159H80ZM62 161V160H61ZM61 161L59 160H57L55 163H53V167L54 168H57L58 166H60L61 165ZM75 161H73V164L75 163V164H78V163H76ZM42 162V161H41ZM67 162V161H66ZM65 162V163H66ZM71 162V161H70ZM69 162V163H70ZM91 162V161H90ZM121 162H122V160H121ZM139 162V161H138ZM0 163L2 164V161H0ZM15 163V162H14ZM16 163H18V162H16ZM20 163V162H19ZM68 163V164H69ZM95 163V162H94ZM116 163V162H115ZM136 162H134V167L135 168H137V166L139 165V163H137L138 165L136 166V164H135ZM13 164V163H12ZM38 164H41L40 162L38 163ZM73 164H71L70 163V166L71 165H73ZM81 164V163H80ZM43 165V167H44V164H42ZM79 165V164H78ZM127 165V164H126ZM130 165V164H129ZM132 165V166H133ZM62 166H66V164H64V165H62ZM62 166H60V167H62ZM88 166V165H87ZM95 166H97V165H95L94 164V167ZM121 166V165H120ZM22 167H23V165H22ZM110 167V166H109ZM116 167H118V166H116ZM87 168V167H86ZM88 168H89V166H88ZM107 168H108V166H107ZM7 169V168H6ZM106 169V168H105ZM82 170V169H81ZM94 170V169H93ZM84 171V170H83ZM109 171V170H108ZM116 171V170H115ZM84 172H87V171H84ZM17 173V172H16ZM88 173V172H87ZM84 174H86V173H84ZM92 174V173H91ZM145 174V173H144ZM144 178V177H143ZM146 178H147V176H146ZM12 180V179H11ZM14 180V179H13ZM59 180V179H58ZM89 180V179H88ZM60 181V180H59ZM14 182V181H13ZM12 181H11V184L12 185H14L15 183H13ZM60 184L62 185V187L64 186V184H65V182H64V180L63 181H60ZM17 185V184H16ZM25 186H27V184L25 185ZM31 186V185H30ZM66 186V185H65ZM10 188L12 187V186H9ZM29 187V186H28ZM1 188V187H0ZM59 188H61V186L59 187ZM29 189V188H28ZM77 189V188H76ZM71 190V189H70ZM11 191V190H10ZM65 191V190H64ZM60 192V191H59ZM71 192V191H70ZM69 192V193H70ZM76 193L75 194H77L78 192L77 191H75ZM27 193V192H26ZM68 193V194H69ZM23 194V193H22ZM63 194H64V192H63ZM66 194V193H65ZM90 194H93V193H90ZM96 193H94V195H95ZM6 195V194H5ZM9 195V194H8ZM79 195V194H78ZM94 195H91V196H94ZM11 196V195H10ZM90 196V197H91ZM3 197V196H2ZM7 198H8V196H7ZM7 198H6V201H7ZM77 198H78V196H77ZM79 199V198H78ZM2 203V202H1ZM82 203V202H81ZM94 204V202H90L89 203V205H91V204ZM86 204H88V202H86ZM92 206V205H91ZM16 214V213H15ZM18 217V216H17ZM16 218V217H15ZM18 219V218H17ZM16 219V220H17ZM57 220H59V217H57L56 218ZM10 220V219H9ZM19 220V219H18ZM20 221V220H19ZM60 221V220H59ZM14 222V221H13ZM264 222V221H263ZM33 223H34V221H33ZM32 223V224H33ZM44 223V222H43ZM144 224H145V222H143ZM16 223H14V225H12V226H9V227H7V228H5V227H2L3 229H0V230H5V229H7V230H5V232L3 233V235H4V237H3V240L0 242V264H62V263H59V260L58 259H56L54 256H50V254L52 253V250H51V253L50 254H48V256H47V253H46V256L44 257V255L42 254V251H41V249H39V247L37 248V245L36 246H34L35 244H32V245H24V242H26V243H28L29 244V242H27L25 239H28L29 240V238L27 237V236H25V235H23L21 238V240L20 241H18V239H17V241H16V239H14L13 241H12V239H10L9 238V240L7 239L8 237V234H10V233H8L7 231L8 230H16L17 229V225H19V222L15 225ZM43 225V224H42ZM138 225H140V223L138 224ZM142 225V224H141ZM260 225V224H259ZM258 225V226H259ZM263 225V224H262ZM144 226V225H143ZM19 227V226H18ZM152 227V226H151ZM37 228V227H36ZM39 228V227H38ZM134 228V227H133ZM135 228H139V226H137L136 225V227ZM135 228H134V230L132 231V234H131V232H130V235L131 236H134V237H136L137 235H138V233L140 234V231L138 232L137 231V229L135 230ZM19 229V228H18ZM148 229H150V228H148ZM26 231V230H25ZM24 231V232H25ZM37 231V230H36ZM40 231V230H39ZM1 232V231H0ZM10 232V231H9ZM153 232H154V230H153ZM152 231H149L148 232V230H147V235H148V233L150 234L151 233V235H152V233H153ZM2 233V232H1ZM19 233V232H18ZM27 233V232H26ZM34 233V232H33ZM36 233V232H35ZM146 233V232H145ZM17 234V233H16ZM144 234V233H143ZM10 235H13V236H15V233L14 234H10ZM51 235V234H50ZM114 235H116V233L114 234ZM146 235V236H147ZM155 234H153V236H154ZM12 236V238H14ZM37 236V235H36ZM41 236V235H40ZM144 236V235H143ZM150 236V235H149ZM7 237V238H6ZM27 237V238H26ZM133 237V238H134ZM156 237V236H155ZM15 238H17V237H15ZM34 238H36V237H34ZM38 238V237H37ZM41 238V237H40ZM112 238V237H111ZM154 238V237H153ZM7 241H6V240ZM24 239V241H22ZM32 239V238H31ZM139 240V239H138ZM143 240V239H142ZM141 240V241H142ZM145 240V239H144ZM144 240H143V242H144ZM135 241V240H134ZM136 241H137V239H136ZM151 241V240H150ZM140 243H142V242H140ZM229 243V242H228ZM139 245V244H138ZM143 246V245H142ZM145 246H147V245H145ZM144 246V247H145ZM42 248V247H41ZM98 248V247H97ZM96 248V250H94V251H96V252H94L93 253V255H91L92 253L90 252V255H91V257H90V255H89V257L88 258H86L85 260H87V261H84V263L85 264H90V263H92L93 261H95L94 260V258L96 257L97 258V256H98V254H100L101 256H103L104 254H106V253H102L103 251H104V248H103V251H99V252H97V250H100V249H97ZM108 249H106L105 251H108L107 252V254L109 253V251H111V250H113L112 248H109V247H107ZM148 248V247H147ZM172 248V247H171ZM43 249V248H42ZM143 248L142 247H136V248H132L131 250H129V253L131 254V256H133L134 257V259L135 260H137V259H140V257H142V254H143V250H142ZM148 249H150V248H148ZM169 248H166L165 247V250H168ZM224 249V248H223ZM247 254H249V263H252L253 261H255L256 259H262V257L264 256V247H262V246H259V245H251V246H248L247 247ZM54 250V249H53ZM119 250V249H118ZM177 251L179 250V248L178 249H176ZM228 250V249H227ZM226 249H225V251H227ZM104 251V252H105ZM158 251V250H157ZM43 252H44V250H43ZM49 252H50V250H49ZM53 252H55V251H53ZM59 252V251H58ZM64 252V251H63ZM68 252V251H67ZM112 252V251H111ZM115 252H117V251H115ZM119 252V251H118ZM121 252V251H120ZM128 253V252H127ZM244 253V252H243ZM44 254H45V252H44ZM58 254V253H57ZM113 254V253H112ZM117 254V253H116ZM149 254V253H148ZM158 254V253H157ZM52 255H54L53 253H52ZM56 255V254H55ZM110 255V254H109ZM122 254H119V258L122 260V258L124 257V255H122ZM128 255V254H127ZM127 255H125V257L127 256ZM147 255V254H146ZM152 255V254H151ZM150 255V257H152V259H155L154 258V256L155 255H152L151 256ZM112 256V255H111ZM115 256V255H114ZM230 257L229 258H227V260L228 261H231V262H235L237 259H239V257L241 256H243L242 255V251H239V250H235V251H233V253H232V255L230 254L229 255ZM245 256V255H244ZM248 256V255H247ZM57 257V256H56ZM71 257V256H70ZM149 257V256H148ZM95 258V259H96ZM127 258V257H126ZM93 259V260H92ZM149 259V258H148ZM152 259L150 260V262L152 261ZM208 259V258H207ZM207 259L205 260V263H208V261H207ZM255 259V260H254ZM141 260V259H140ZM92 261V262H91ZM122 261H124V260H122ZM139 261V260H138ZM154 261V260H153ZM258 261V260H257ZM87 262V263H86ZM119 262V261H118ZM204 262V261H203ZM82 263V262H81ZM83 263V264H84ZM122 263V262H121ZM120 263V264H121ZM137 263V262H136ZM122 264H124V262L122 263ZM126 264V263H125ZM127 264H129V263H127ZM202 264H204V263H202ZM209 264V263H208ZM211 264V263H210Z\"/></svg>","mask_w":264,"mask_h":264},{"label":"snow or ice","instance_id":"snow-or-ice-1","mask_svg":"<svg viewBox=\"0 0 264 264\" xmlns=\"http://www.w3.org/2000/svg\"><path fill=\"white\" fill-rule=\"evenodd\" d=\"M262 179H264V177H262ZM217 264H233V262L228 261L226 259H221L217 261Z\"/></svg>","mask_w":264,"mask_h":264}]
</instances>
